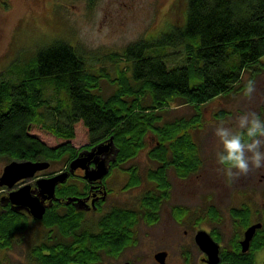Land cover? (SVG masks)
Here are the masks:
<instances>
[{"label":"trees","instance_id":"obj_1","mask_svg":"<svg viewBox=\"0 0 264 264\" xmlns=\"http://www.w3.org/2000/svg\"><path fill=\"white\" fill-rule=\"evenodd\" d=\"M184 1L183 25L172 26L155 40L131 43L115 55L117 62L127 65L118 68L116 80L89 71L83 51L58 39L37 50L19 83L0 84V158L71 163L84 151L113 139L117 151L112 168L128 176L124 190L147 185L133 207L115 206L97 220L89 219L80 206L93 197L97 210L92 211L101 212L111 192L106 183L99 192H92L81 177L60 187L58 196L67 198L68 207L46 213L40 222L44 238L32 249L29 264H96L103 254L116 255L131 244L141 221L157 223L163 203L170 198L169 171L186 179L201 167L192 133L203 123L201 108L236 91L244 72L262 65L264 0ZM170 50H182L184 56L181 59ZM104 78L117 85L107 98L101 94ZM47 86L65 91L68 102L43 113ZM173 103L193 106L196 113L164 122L161 112ZM144 151L156 164L145 177L135 163L125 168ZM5 200L0 195V249H9L15 236L28 228L25 216L1 205ZM188 213L185 208L174 209L179 221ZM231 216L244 227L251 224L248 207L233 209ZM56 229L61 234L57 241ZM254 249H264V226L257 232Z\"/></svg>","mask_w":264,"mask_h":264},{"label":"rangeland","instance_id":"obj_2","mask_svg":"<svg viewBox=\"0 0 264 264\" xmlns=\"http://www.w3.org/2000/svg\"><path fill=\"white\" fill-rule=\"evenodd\" d=\"M186 12L184 0H0V84L19 83L24 77L23 70L37 50L58 39L83 51L89 71L116 80L118 68L124 69L127 65L124 61L117 62L115 55L122 54L131 43L141 39L155 40L172 26L183 25ZM169 53H178L181 59L184 56L182 50ZM181 59L178 64H182ZM253 78L257 90L251 99H246L243 88ZM116 89L112 81L102 79L101 94L105 98ZM43 99V113L45 108L55 111L68 102L66 92L56 91L53 86L44 88ZM201 109L203 123L192 131L202 158L200 169L186 179L178 178L170 170V198L161 207L160 220L155 224L141 221L136 231L137 244L117 259L104 258L105 264H124L128 260L133 264H157L155 255L160 251L170 253L167 264H199L200 250L194 240L200 229L214 228L232 235L240 223L231 216V211L245 206L251 211V222L257 223L264 218V169L252 170L246 176L225 177L216 164L219 147L214 135L217 125H234L238 114L264 113V59L258 70L244 72L236 91ZM195 113L193 106L173 103L161 115L166 122L190 118ZM219 113L224 117H217ZM9 163L10 160L0 158V177ZM132 163L138 165L143 177L148 169L156 167L148 160L146 151L125 168ZM68 164L67 161L51 163L48 170L37 176H51L63 171ZM127 179L123 170L114 171L107 179L111 192L101 212H89V219L97 220L115 206L133 207L138 202L147 185L125 191ZM2 189L5 188L0 187V193ZM176 207L189 212L181 222L175 217ZM211 208L218 213L216 221L211 220ZM43 236L41 224H31L15 236L9 249H0V264L30 263L32 249L43 241ZM261 259H264V250L257 260Z\"/></svg>","mask_w":264,"mask_h":264},{"label":"water","instance_id":"obj_3","mask_svg":"<svg viewBox=\"0 0 264 264\" xmlns=\"http://www.w3.org/2000/svg\"><path fill=\"white\" fill-rule=\"evenodd\" d=\"M113 146V139L106 144L96 146L92 151L80 155L70 164V171L77 169L85 171L84 178L89 183L102 181L109 173L106 161L102 158ZM95 160V161H94ZM95 163V168H90L91 163ZM48 161H13L3 170L0 177V187L9 191L8 199L12 206L18 209H27L30 215L37 221H42L47 213L46 201L55 200L58 185L63 184L69 178L68 172H62L51 178H41L36 180V186L39 195H33L32 185L26 183L18 189L17 184L21 182L33 181L38 173L50 168ZM71 202L79 204L78 199H72ZM262 228V224H254L248 228L245 234V241L242 243L243 252L249 248L251 240L254 238L257 230ZM197 245L210 257V264L219 263V247L211 240L206 232H199L196 236ZM166 253L156 255V260L160 264H165Z\"/></svg>","mask_w":264,"mask_h":264},{"label":"flooded vegetation","instance_id":"obj_4","mask_svg":"<svg viewBox=\"0 0 264 264\" xmlns=\"http://www.w3.org/2000/svg\"><path fill=\"white\" fill-rule=\"evenodd\" d=\"M106 143L107 142H102L100 144H106ZM95 148H96V146H94L93 148H91L89 150L84 151V153H82V154H86V153L92 151ZM116 151L117 150L115 149V147L113 145L110 148V150L106 154H104L102 156V158L107 163V166L109 168V173L102 181H98V182H94V183H89L88 182L89 186H91V188H92V192H99L100 190H104V187L106 188L105 183L107 185V179L114 173V171L118 170V169L112 168V165H113V163L115 161ZM70 164L71 163H69L65 167V169L63 171L57 172L55 174H51V176L40 175V176H36V179L33 180V181L21 182V183L17 184L15 189L20 188L21 186H23L26 183H30L32 185V193H33V195H39V191H38L37 186H36V180L37 179L51 178V177L56 176L57 174H60L62 172H68L69 173V178L67 179V181L65 183H63V184L58 185V187H57L55 200H50V201H46L45 202V205L47 207V212L50 209H52V208L54 210H56L57 212H59V211L61 212V210L64 211V209L66 207H68L67 204H66V199L67 198H61L60 196H58V192L57 191L60 189V187H63V186H66V185H71V184L75 183L76 179L79 178V177L84 179V176H85V171L82 170V169H77L75 172H69L70 171ZM95 166H96L95 163L92 162L91 165H90V168H95ZM43 172H40V173H43ZM40 173H38V174H40ZM107 188H108V185H107ZM108 190H109V188H108ZM109 194L110 193H107V196H106L104 201H106V199L109 196ZM0 195H2L4 197V199H6L5 202H3V204H1V205L8 206L10 208V210L14 211L15 213H18L20 215L25 216L28 219L27 220V223H28L27 226L28 227L31 224H33V223H40L41 222V221L35 220L30 215V213H29V211L27 209H18V208H15L14 206H12L11 202L8 199L9 191H7L6 189H2ZM92 198H89L86 204L80 206L81 208H84L85 211L88 212V214L92 210H97V207L95 206V202H94V200ZM0 208H1V206H0ZM214 210L216 211V209H214ZM234 219L238 220L237 218H234ZM211 220L212 221H216L217 218L212 215ZM239 223H240V221H239ZM259 223L262 224V228H263V226H264V218L261 221L257 222V223L251 222V224L246 226V227H244L243 225L240 224V227L238 229H235L236 231L232 235L230 234V236H229V234L227 232L218 231L217 229H214V228H208V229H204L203 228V229H200V231H198V233L201 232V231L202 232H206L209 235V237L211 238V240L219 247V263L218 264H243L244 260H246V261L248 260L249 263L252 264V259H254V264H264V259H261L260 261L257 260L259 258V254L264 249H258V250L254 249V239L256 238L257 232L260 229L257 230V232H256L254 238L251 240L249 248H248V250L246 252H243V246H242V243L245 241V234H246V231L248 230V228L251 227L254 224H259ZM136 231H137V228L134 229L133 240H132L133 242L131 244L123 246L122 250L116 255L103 254L102 255V259L99 262H97L96 264H105L104 258H106V257L107 258L111 257V258H114V259L116 258L117 259L126 249L134 247L137 244V237H136L137 233H136ZM197 234H196V236H197ZM53 235H54L55 241L61 239V234H60L59 230H57V229L54 230L53 231ZM196 236H195V240H194L195 243H196ZM40 245H41V243L36 245V246H40ZM196 245H197V243H196ZM0 247H1V244H0ZM197 247L200 250V257H199V262L200 263L199 264H210L209 255L206 252H204L198 245H197ZM160 253H166L167 254L166 260H165V264H167V261H168V259L170 257V253L167 252V251H160L156 255H158ZM156 255H155V261H156L157 264H160L156 260ZM124 264H133V261L128 260Z\"/></svg>","mask_w":264,"mask_h":264},{"label":"clouds","instance_id":"obj_5","mask_svg":"<svg viewBox=\"0 0 264 264\" xmlns=\"http://www.w3.org/2000/svg\"><path fill=\"white\" fill-rule=\"evenodd\" d=\"M256 90V80L249 79L242 94L251 99ZM214 135L219 147L216 164L225 177L246 176L252 170L264 169V113L238 114L234 125L221 123L215 127Z\"/></svg>","mask_w":264,"mask_h":264}]
</instances>
